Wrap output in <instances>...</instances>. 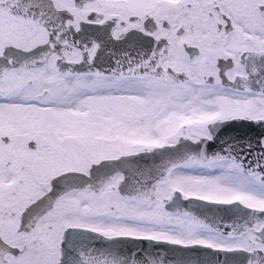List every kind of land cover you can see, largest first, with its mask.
<instances>
[{"label":"snow or ice","instance_id":"obj_1","mask_svg":"<svg viewBox=\"0 0 264 264\" xmlns=\"http://www.w3.org/2000/svg\"><path fill=\"white\" fill-rule=\"evenodd\" d=\"M0 264H264V0H0Z\"/></svg>","mask_w":264,"mask_h":264}]
</instances>
